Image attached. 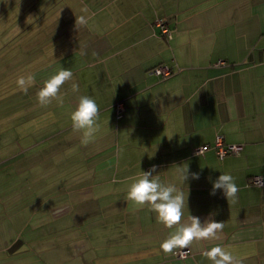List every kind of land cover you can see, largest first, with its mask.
I'll use <instances>...</instances> for the list:
<instances>
[{
	"label": "crops",
	"instance_id": "1",
	"mask_svg": "<svg viewBox=\"0 0 264 264\" xmlns=\"http://www.w3.org/2000/svg\"><path fill=\"white\" fill-rule=\"evenodd\" d=\"M85 8L87 24L76 23ZM0 30L15 69L40 88L19 115H32L26 135L40 132L44 153L27 157L37 164L25 168L27 195L0 208V264H211L217 246L233 264H264V0H7ZM61 68L72 78L41 104ZM85 95L99 108L87 139L70 120ZM217 138L241 149L220 159ZM153 166L178 187L177 167L188 168V201L171 227L127 198ZM222 174L238 186L235 201L210 194ZM20 205L29 217H15ZM192 216L222 227L166 252ZM183 248L187 257L173 255Z\"/></svg>",
	"mask_w": 264,
	"mask_h": 264
},
{
	"label": "clouds",
	"instance_id": "2",
	"mask_svg": "<svg viewBox=\"0 0 264 264\" xmlns=\"http://www.w3.org/2000/svg\"><path fill=\"white\" fill-rule=\"evenodd\" d=\"M84 14L80 15L76 23L85 25L88 22L87 9H83ZM73 73L70 69L61 68L55 75L44 82V86L38 93V99L41 104L48 103L50 98L56 97L60 87L72 78ZM35 83V77L28 75L21 76L17 84L22 91L32 87ZM74 88L76 86L74 85ZM99 108L96 101L89 96H81L74 111L70 114L72 125L77 130H83L85 139L90 137L96 129V118ZM178 178L183 186L189 180L188 168L184 170L182 166L177 167ZM156 166L147 171H142L141 177L132 183L127 192V198L138 206L148 205L155 212L161 223L168 227L178 224L184 214V208L188 201L183 186L178 187L174 183H164L159 178ZM199 174L192 173L191 179L198 180ZM217 190H221L224 196L235 201L238 192V186L230 174H222L212 182L211 195H215ZM193 223L182 226L175 234H171L163 242L161 247L166 252H171L178 246H184L189 240L214 234L216 229H220V222H210L208 227H204L199 217L192 216ZM211 264H233L234 257L224 248L217 246L212 248L207 254Z\"/></svg>",
	"mask_w": 264,
	"mask_h": 264
},
{
	"label": "rangeland",
	"instance_id": "3",
	"mask_svg": "<svg viewBox=\"0 0 264 264\" xmlns=\"http://www.w3.org/2000/svg\"><path fill=\"white\" fill-rule=\"evenodd\" d=\"M6 2L7 0H0V7L5 6ZM10 49H13L10 45H4L0 42L1 211L7 208L9 199H19L27 195V193L25 194L27 189L25 190L24 183L29 181V176L31 174H29L28 169L25 168H30L32 170L33 167H37V164H29L30 159H32L34 155L32 154L27 158L30 152L44 155L42 152L43 143L38 141L41 139V136H39L40 132L38 134L26 135L29 129L27 125H29L28 123L30 122L28 120H31L32 115L30 116L29 114L28 117H26L25 114L19 115L21 111L26 112L24 109L26 104L25 100L27 99V105L32 103L34 101L32 100V95H34L35 89L40 88L32 85L27 92L19 88L17 80L21 76L25 77L26 75L23 69H15L18 63H14V59L9 57L8 54ZM55 126L58 127L59 124H55ZM50 142L53 143V141ZM52 162L53 159L49 161L48 165L50 166ZM26 177L27 179H25ZM15 211V217H29V211H27V208H23V205L17 207Z\"/></svg>",
	"mask_w": 264,
	"mask_h": 264
},
{
	"label": "built area",
	"instance_id": "4",
	"mask_svg": "<svg viewBox=\"0 0 264 264\" xmlns=\"http://www.w3.org/2000/svg\"><path fill=\"white\" fill-rule=\"evenodd\" d=\"M161 27V33L168 38L170 37V33L166 25L164 23L159 22L158 24ZM155 74L161 75L163 77H168L172 74L171 70L168 69L166 66H157L152 70ZM116 109V114L119 115L123 109L122 104L118 103L115 106ZM218 158H223L226 155L232 154V153H237L241 147L238 145H227L224 144L221 139L217 138L213 144H212ZM209 147L208 144L202 145L198 149L195 150L196 154H203V152ZM255 185H262V178L261 177H254L251 181ZM173 255H175L178 258H185L189 255V251L186 248L183 249H177L173 251Z\"/></svg>",
	"mask_w": 264,
	"mask_h": 264
},
{
	"label": "trees",
	"instance_id": "5",
	"mask_svg": "<svg viewBox=\"0 0 264 264\" xmlns=\"http://www.w3.org/2000/svg\"><path fill=\"white\" fill-rule=\"evenodd\" d=\"M116 110V109H115Z\"/></svg>",
	"mask_w": 264,
	"mask_h": 264
}]
</instances>
